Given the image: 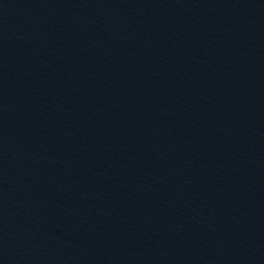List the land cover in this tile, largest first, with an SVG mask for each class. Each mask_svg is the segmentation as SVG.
Masks as SVG:
<instances>
[{
	"label": "water",
	"instance_id": "obj_1",
	"mask_svg": "<svg viewBox=\"0 0 264 264\" xmlns=\"http://www.w3.org/2000/svg\"><path fill=\"white\" fill-rule=\"evenodd\" d=\"M42 0H0V184Z\"/></svg>",
	"mask_w": 264,
	"mask_h": 264
}]
</instances>
